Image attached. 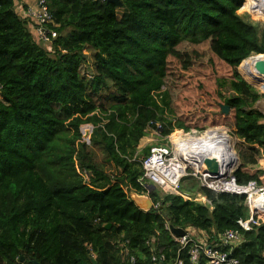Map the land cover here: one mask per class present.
Returning a JSON list of instances; mask_svg holds the SVG:
<instances>
[{
  "label": "trees",
  "instance_id": "obj_1",
  "mask_svg": "<svg viewBox=\"0 0 264 264\" xmlns=\"http://www.w3.org/2000/svg\"><path fill=\"white\" fill-rule=\"evenodd\" d=\"M118 1L46 0L56 37L44 45L26 8L0 0V264H91L90 256L129 264L117 241L133 264H151V247L163 264H191L189 246L180 250L166 227L201 231L209 243L236 231L242 244L230 257L264 264V223L238 226L248 218L244 196L191 178L180 194L199 193L209 205L149 190L139 183L149 148L138 151L150 129L165 138L229 125L242 147L236 185L264 183V114L255 108L264 95L237 72L264 57V26L237 14L246 0ZM85 54L92 77L79 71ZM109 87L114 96L103 104ZM81 127L91 130L88 143ZM130 192L147 195L152 209L140 211Z\"/></svg>",
  "mask_w": 264,
  "mask_h": 264
},
{
  "label": "built area",
  "instance_id": "obj_2",
  "mask_svg": "<svg viewBox=\"0 0 264 264\" xmlns=\"http://www.w3.org/2000/svg\"><path fill=\"white\" fill-rule=\"evenodd\" d=\"M243 6H247L250 11H256V8L261 10L264 8L263 0H246ZM242 6V7H243ZM25 15L34 23V30L38 41L41 44L49 45L51 40L56 37L55 32L48 28L51 24V17L47 10L46 0H36L33 7L25 9ZM256 56L250 57L245 61H254ZM253 70V69H252ZM254 82L261 87L264 79L257 76L254 71L252 73ZM258 80H263L261 83ZM214 130L208 129L204 131L207 133L218 134V128ZM199 133L190 132L187 136L180 137V142L173 144L171 136L161 138L157 134L159 141L164 140V144H155L149 148L148 155L140 160L141 170L143 172L142 178L139 180L141 186L147 188L152 185L160 189L163 193L174 194L186 201H205V197L200 195L194 197H186L180 194L179 186L181 180L184 178H191L198 182L200 188L214 192L228 195L244 196L245 205L248 210V218L245 221L238 222V226L243 231H250L251 227H256L264 223V218L259 215V212L264 214V183L256 184L249 182L245 186H238L233 178V173L236 171L239 160L238 155L234 149V142L231 136L227 137V141L216 142L208 140L209 144H202L196 146L195 143L202 139L198 136ZM202 134V133H201ZM231 135V134H230ZM183 143L185 148L180 144ZM211 148L221 151L223 155V172L219 177H210L203 174L199 169V162L204 153ZM169 232V228L166 227ZM189 229V228H187ZM183 230L185 235L181 238H173L174 242L183 250L189 246L187 255L191 264H198L200 258L204 260V264H239V262L230 257L233 249L242 244V238L236 231H225L218 234L215 240L209 243L206 235L194 239L190 230ZM152 239L148 245L153 244ZM119 250V256L122 260L128 258V263L133 264L134 260L129 257V250L126 242H116ZM227 248L228 253L221 252L220 249ZM154 249L151 247L150 263L163 264L164 257L162 255L156 256L153 253ZM90 261L94 260L90 256ZM173 264H182L180 260H176Z\"/></svg>",
  "mask_w": 264,
  "mask_h": 264
},
{
  "label": "rangeland",
  "instance_id": "obj_3",
  "mask_svg": "<svg viewBox=\"0 0 264 264\" xmlns=\"http://www.w3.org/2000/svg\"><path fill=\"white\" fill-rule=\"evenodd\" d=\"M256 9H258L256 7ZM264 9V8H263ZM244 21L248 22V23H251L252 25H255V26H264V18L261 17L258 12L256 11H250L247 9V6H243L241 8L240 11H238L237 13ZM242 64V63H241ZM240 64V65H241ZM240 65L238 66V68L240 67ZM237 68V72L238 74L240 75V77L247 83L249 84L246 80H245V77H243V75H241V71H245V73L252 79V82L254 85H252L253 88H255L257 90V92L259 94H263L264 95V83H262L263 85H261V87H257L258 84L256 82H254V77L252 76V73H253V62H248L246 64H242V66L239 68L238 70ZM243 68V69H242ZM80 73L84 76H88V77H92L93 75V63L91 61V59L89 58V55L88 54H85V62L80 66ZM241 73V74H240ZM101 92H103L106 96L105 99L101 100L100 102H102L103 104H107L106 101H111L112 100V97L114 96V91L111 89V87H109L108 90H102ZM224 95H228V91L227 90H223L222 91ZM255 108L260 111L261 113L264 114V98H262L256 105H255ZM211 130H214V129H211ZM84 129L81 127L80 128V132L81 134H83L84 132ZM88 131H89V128H88ZM208 131V129L206 130ZM218 134L217 135H221V136H224L225 137V140L227 141V137L225 136V134H227L228 136H231V138H233V142H234V149L237 153V155L239 156V151L240 149H242L241 147V143L235 139V137H233L232 135H230V132H231V127L228 125V126H223V127H219L218 128ZM179 132L178 131H173L170 136H176V137H179L180 139V133L178 134ZM205 133V132H204ZM204 133H199L198 136H202L204 135ZM157 132L153 129H150L149 130V133H148V136L144 139H142L143 142H149L150 145H153V143L151 142L152 140H155L157 142V144H164V140H160L158 139V136H157ZM211 133H207L205 134L202 138L206 139ZM215 134V133H213ZM169 136V137H170ZM88 138H89V135L84 138V141L86 143H88ZM223 138V137H222ZM174 144V143H173ZM94 153H95V159L97 161V163H99L101 166H104L105 167V164H104V158L102 156V154L97 151V150H94ZM259 167V166H258ZM187 183V182H186Z\"/></svg>",
  "mask_w": 264,
  "mask_h": 264
},
{
  "label": "water",
  "instance_id": "obj_4",
  "mask_svg": "<svg viewBox=\"0 0 264 264\" xmlns=\"http://www.w3.org/2000/svg\"><path fill=\"white\" fill-rule=\"evenodd\" d=\"M99 1L104 2L106 5L111 4L120 7V2L118 0H99ZM262 59H264V57L256 56V58L253 61V71L257 76L264 79V61H262ZM262 81L263 80H258L259 83H261ZM221 112L223 114H227L228 108L222 107ZM87 136H88V132L86 131L83 134V138H86ZM223 163H224L223 155L221 151L215 148H211L208 149L201 157L199 162V169L203 174L215 178V177H219L222 174ZM154 188L155 187L152 185L147 186V189L149 190ZM129 199L142 212H149L152 209V203L147 195H137L134 192H130ZM103 227L109 229L110 225L106 224ZM169 233L174 238H181L185 235V232L182 229L172 228V227H169ZM20 259L21 261H23V258ZM29 262L30 264H37L35 261L32 260H29ZM90 262L91 264H96L94 260Z\"/></svg>",
  "mask_w": 264,
  "mask_h": 264
},
{
  "label": "crops",
  "instance_id": "obj_5",
  "mask_svg": "<svg viewBox=\"0 0 264 264\" xmlns=\"http://www.w3.org/2000/svg\"><path fill=\"white\" fill-rule=\"evenodd\" d=\"M35 1L36 0H14V5L16 7V10L18 12H21V10H24L25 8H27L29 6L30 7H33L35 5ZM90 131L91 130L88 131V135L90 134ZM178 132L180 133V137H182V135L183 136H187V134H184L181 131H178ZM151 142L153 143V145L157 144V142L155 140H152ZM153 145H150L149 142L147 143V142H143L141 140L140 143H139V145H138V151H142L143 149H148V148H150ZM258 166L263 171V176L262 177H264V158L263 157H260L258 159ZM198 195H200L201 197H204L203 195H201L199 193L193 194L191 196L190 195H183V196L191 197L192 198V197H194V196L196 197ZM196 202H199V203H201L203 205H209V202L206 199H205V201L198 200ZM187 230H190V228L187 229ZM190 231H191V235L193 236L194 239L199 238L202 235H205L201 231H196V230H193V229H191Z\"/></svg>",
  "mask_w": 264,
  "mask_h": 264
},
{
  "label": "bare ground",
  "instance_id": "obj_6",
  "mask_svg": "<svg viewBox=\"0 0 264 264\" xmlns=\"http://www.w3.org/2000/svg\"><path fill=\"white\" fill-rule=\"evenodd\" d=\"M264 1V0H263ZM262 10H264V9H262ZM262 61H264V59H262ZM248 62H251V61H244V64H246V63H248ZM252 80V79H251ZM88 132V130H84L83 132ZM84 134V133H83ZM223 137V138H222ZM223 139L225 140V137L224 136H221V135H215V134H213V133H211L206 139H204V138H202L200 141H198V142H196L195 143V145L196 146H201L202 144L204 145L205 143L206 144H209V142H208V140H214V141H216V142H223ZM171 141H172V143H174V144H177V143H179L180 142V139H179V137H176V136H172L171 137ZM183 148H185V145L183 144V143H181L180 144ZM262 211H260L259 212V215L261 216V217H263L264 218V214H262L261 213Z\"/></svg>",
  "mask_w": 264,
  "mask_h": 264
}]
</instances>
